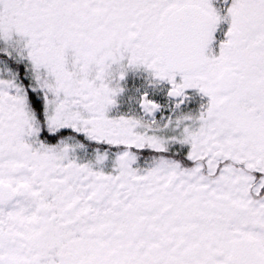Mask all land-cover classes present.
<instances>
[{
    "label": "snow or ice",
    "instance_id": "obj_1",
    "mask_svg": "<svg viewBox=\"0 0 264 264\" xmlns=\"http://www.w3.org/2000/svg\"><path fill=\"white\" fill-rule=\"evenodd\" d=\"M0 264H264V0H0Z\"/></svg>",
    "mask_w": 264,
    "mask_h": 264
},
{
    "label": "rangeland",
    "instance_id": "obj_2",
    "mask_svg": "<svg viewBox=\"0 0 264 264\" xmlns=\"http://www.w3.org/2000/svg\"><path fill=\"white\" fill-rule=\"evenodd\" d=\"M121 110H124L127 108V103H126V100H127V97H121ZM115 114V113H114Z\"/></svg>",
    "mask_w": 264,
    "mask_h": 264
}]
</instances>
